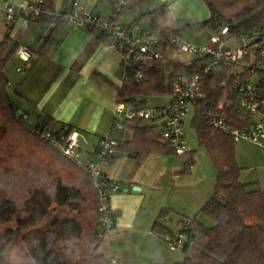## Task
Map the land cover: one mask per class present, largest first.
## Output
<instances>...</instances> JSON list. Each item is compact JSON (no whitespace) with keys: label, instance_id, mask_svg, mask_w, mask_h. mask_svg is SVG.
<instances>
[{"label":"trees","instance_id":"obj_1","mask_svg":"<svg viewBox=\"0 0 264 264\" xmlns=\"http://www.w3.org/2000/svg\"><path fill=\"white\" fill-rule=\"evenodd\" d=\"M201 1L208 17L198 24L210 31L207 43L217 35L226 47L248 49L240 61L210 64L204 54L186 62L167 56L170 47H166L163 56L151 61L138 80L131 77L130 69L125 76L121 66L123 76L115 102L146 108V97L171 96L178 77L198 73L203 97L189 103L190 126L197 145L205 148L216 170L214 190L199 209L214 224L203 225L197 220L198 213L190 216L162 207L152 223L153 233L164 240L184 233L186 246L177 252L187 255L173 262L147 264H264V189L241 179L243 167L235 155L236 140L211 123L213 116H220L228 129L249 132L264 107V57L259 56L264 40V0ZM116 3L111 0L110 13L116 12V20L122 24L119 10L125 2ZM164 8L161 5L140 14L139 20L148 18V29L173 30L180 36V29L158 25ZM230 38L233 44L226 43ZM16 48L8 36L0 39V224H6L0 230V264H16L8 261L6 251L18 240L26 244L27 259L20 264H118L97 250L101 241L98 203L84 166L69 160L40 135L42 130L68 135L69 128H55L56 121L49 115L29 124L9 95L4 66ZM247 83L251 85L249 97L240 89ZM243 100L254 104L255 112L245 108ZM165 105L153 107L157 111L153 118L122 122L109 163L122 154L154 151L179 156L183 162L180 173L189 172L195 149L176 152L164 137ZM94 159L95 155L83 161Z\"/></svg>","mask_w":264,"mask_h":264},{"label":"crops","instance_id":"obj_2","mask_svg":"<svg viewBox=\"0 0 264 264\" xmlns=\"http://www.w3.org/2000/svg\"><path fill=\"white\" fill-rule=\"evenodd\" d=\"M17 1L0 0V39L8 36L17 44L4 66L8 89L13 87L15 93L11 98L17 111L25 114L31 125L45 115L56 121L55 128L65 125L70 134H76L82 160L93 159L94 145L107 133L112 120L117 88L123 76L120 56L107 45L106 36H100L93 29L55 20L54 13L66 9L70 0H41L44 12L38 18L27 20L19 14L12 24L6 25L4 8ZM79 2L82 9L103 15L112 9L111 0ZM161 5L165 8L158 25L180 29V36L183 28L208 17L201 0H125L119 10V21L148 29L150 20H139V15ZM186 40L197 45L207 43ZM23 48L29 51L27 60L20 53ZM165 52L171 56L167 50ZM170 97L168 95L167 103ZM186 139L185 134L184 148L191 149ZM240 141L243 147L236 146L235 155L243 170L247 169L241 179L264 189V152L247 140ZM182 164L177 155L149 151L137 156L122 154L102 166L103 173L119 183V190L110 196L113 223L105 237L109 249H114L116 241L130 239L141 251V262H173L183 257L182 253L169 250L165 240L153 233L152 223L162 207L187 215L193 213L194 207H200L210 195V180L214 174L211 159L201 149L195 151L189 172L180 173ZM252 170L254 174L250 173ZM114 259L118 263V259Z\"/></svg>","mask_w":264,"mask_h":264},{"label":"built area","instance_id":"obj_3","mask_svg":"<svg viewBox=\"0 0 264 264\" xmlns=\"http://www.w3.org/2000/svg\"><path fill=\"white\" fill-rule=\"evenodd\" d=\"M79 1L70 0L66 9L56 11L54 13L55 20L103 33L107 37V45L119 54L120 66L125 70L124 75L128 74L126 69H130L132 71L130 73L131 77L134 80L144 76L146 66L151 61L161 58L166 47H170L175 51L190 53L191 57L207 54L210 64H216L220 61L225 65L235 64L249 53L248 49L244 47H226L222 42H219L220 37L217 35L210 37V43L196 45L184 40L173 30H146L139 29L137 26L123 25L116 20V12H111L107 16L93 14L82 9ZM116 1V5L125 2V0ZM41 3V0H19L7 4L4 8V23L6 25L12 24L19 14L25 16L27 20H35L44 12ZM224 32L225 29L221 31V33ZM20 53L24 58L29 56V51L26 48L21 49ZM259 56L264 57V40H262L260 46ZM206 62L208 61L206 60ZM250 86L247 83L246 88H240L247 97L251 95ZM234 87L235 85H233ZM202 97L199 75L195 71L183 78L178 77L173 84L171 100L164 107V137L169 139L176 152H182L185 147L182 120L187 105L192 100L201 99ZM242 104L248 110L255 112L254 104H250L249 101L245 100L242 101ZM156 112L153 107H136L122 102H115L109 129L95 143V159L86 162L81 159V151L78 149L75 133L54 135L48 130L40 132L44 139L49 140L69 160L84 166L97 198L98 236L101 239L108 236L112 230L113 210L110 205V196L119 190L117 181L103 175L102 166L108 164L113 157L114 145L123 126L122 122L131 118H153ZM211 123L215 127L228 131L235 140H247L264 152V107H262L261 113L257 115L253 128L249 132L228 129L220 116H213ZM186 240L184 233L177 232L174 238H168L165 242L171 250L176 251L180 250ZM111 262L113 263L114 260L112 259Z\"/></svg>","mask_w":264,"mask_h":264},{"label":"rangeland","instance_id":"obj_4","mask_svg":"<svg viewBox=\"0 0 264 264\" xmlns=\"http://www.w3.org/2000/svg\"><path fill=\"white\" fill-rule=\"evenodd\" d=\"M205 29L207 30L203 32V28L199 25V24H195V25H191L188 28L185 27L181 30V36L184 40L188 39V40H195L193 42H197L198 44H204L207 42L208 40V34H210V31L207 27H205ZM208 33V34H207ZM227 44H233L234 40L233 39H228ZM169 48V47H168ZM167 53L168 55H171L170 57H173L175 59L178 60H185L186 58H190L191 54L190 53H185V52H179V51H175L172 52L170 51V48L167 49ZM28 57L24 58L25 60H27ZM11 64V61L8 65ZM8 69V67H7ZM8 72V71H7ZM17 74V73H15ZM8 75V73H7ZM17 84V83H16ZM16 84H14V86H16ZM9 95L10 97L12 96L14 98L15 93L13 91V87L8 89ZM12 99V98H11ZM168 100V95H161V96H148L146 97V105L148 107H155V106H159L162 107L163 105H165L167 103ZM192 116V111H191V107L188 104L186 111L184 113V118H183V124H184V132L187 135V147L191 148V149H195L196 150H202L205 151L207 153V151L205 150V148L198 146L197 145V140H196V136H195V131L194 129H192V127L190 126V119ZM19 134V132H17V135ZM242 139L236 140L235 141V147L236 146H241L243 147V142L240 141ZM190 141V144H188V142ZM200 148V149H199ZM41 155L38 154V157H40ZM208 153H207V157H208ZM210 158V157H209ZM238 160V159H237ZM211 165H212V175L213 178L210 180V190L211 193L214 190V185H215V167L211 161ZM244 172L247 171V169L243 170ZM250 173H255L254 170H252V172ZM210 193V194H211ZM200 207H197V205L194 207V212L190 213V216H193L194 214L198 213L197 216V220L200 221L203 225L210 227L214 224L213 220L211 218H209L207 215H205L202 212H199ZM179 212V211H178ZM183 214V212H180ZM175 218H177L175 216ZM175 218H173L172 222H174ZM171 222V223H172ZM6 224H0V230H3ZM107 237V236H105ZM103 238L101 245L98 247V251L103 253L106 257H112L114 256V258L118 259V264H147L145 262H141L139 260H141L142 256L140 249L136 248L132 241L129 240H124L123 242L119 241V242H115L114 244V249H109V245L107 242V238ZM169 250H171L168 247ZM173 252H177V250H171ZM113 252H116L115 255H113ZM182 252H180L181 254ZM182 255H184V253H182ZM187 255V253L185 254ZM184 255V256H185ZM6 257L8 259L9 262L11 263H16V264H20L21 262H23L24 260H26V244L24 243V241L22 240H18L14 245L10 246L8 248V250L6 251Z\"/></svg>","mask_w":264,"mask_h":264},{"label":"water","instance_id":"obj_5","mask_svg":"<svg viewBox=\"0 0 264 264\" xmlns=\"http://www.w3.org/2000/svg\"><path fill=\"white\" fill-rule=\"evenodd\" d=\"M186 246V241L183 243V248Z\"/></svg>","mask_w":264,"mask_h":264},{"label":"bare ground","instance_id":"obj_6","mask_svg":"<svg viewBox=\"0 0 264 264\" xmlns=\"http://www.w3.org/2000/svg\"><path fill=\"white\" fill-rule=\"evenodd\" d=\"M23 56V55H22Z\"/></svg>","mask_w":264,"mask_h":264}]
</instances>
